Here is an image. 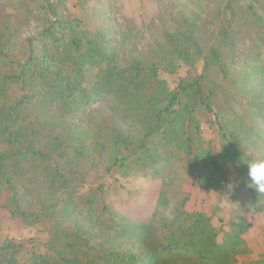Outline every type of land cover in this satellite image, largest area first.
<instances>
[{"label": "trees", "instance_id": "16d2710c", "mask_svg": "<svg viewBox=\"0 0 264 264\" xmlns=\"http://www.w3.org/2000/svg\"><path fill=\"white\" fill-rule=\"evenodd\" d=\"M68 1L0 0V210L47 234L42 252L0 244V264H235L251 254L245 234L264 193L253 190L236 221L206 204L228 184L227 163L251 189L247 163L264 156V0H156L147 21L106 12L95 29ZM197 61L201 71L174 87L162 76ZM97 101L110 107L88 117ZM209 114L221 151L202 136ZM104 155L159 182L146 218L116 211L100 187L78 193Z\"/></svg>", "mask_w": 264, "mask_h": 264}, {"label": "rangeland", "instance_id": "374dc122", "mask_svg": "<svg viewBox=\"0 0 264 264\" xmlns=\"http://www.w3.org/2000/svg\"><path fill=\"white\" fill-rule=\"evenodd\" d=\"M156 0H116L115 6L111 0H69L70 11L81 18L91 29L103 25L106 20L103 14L118 12L135 21H147L156 13ZM15 9H11L13 12ZM240 45L246 46L241 41ZM201 61H197L193 67L181 65L176 75H162L170 87H174L179 76L193 75L201 71ZM106 101H97L90 105L89 116H95L100 110L109 108ZM201 132L204 140L209 142L215 150L221 151L226 139L222 136V130L213 115L201 119ZM230 179L227 185L212 189L206 204L207 212H213L215 216L224 222L236 221V215L251 207V193L254 188L248 189L239 186L235 171L227 163ZM159 182L139 174L124 175L117 168L108 166L106 155L103 156L100 166L93 170L86 183L78 190L85 194L96 187L102 188L106 202L116 211L129 218H146L151 213L150 205L153 204L157 194ZM229 222L227 230H231ZM255 228L252 226L245 234L251 254L241 257L235 264H264V244L262 241V228L264 227V214L254 219ZM261 226V227H259ZM15 242L22 247L42 252L47 242V234L39 226L25 228L17 220L13 219L6 211L0 210V244ZM28 256L23 250L19 257ZM252 262V263H250Z\"/></svg>", "mask_w": 264, "mask_h": 264}, {"label": "clouds", "instance_id": "9594fccd", "mask_svg": "<svg viewBox=\"0 0 264 264\" xmlns=\"http://www.w3.org/2000/svg\"><path fill=\"white\" fill-rule=\"evenodd\" d=\"M248 186L259 193H264V156L247 163Z\"/></svg>", "mask_w": 264, "mask_h": 264}]
</instances>
